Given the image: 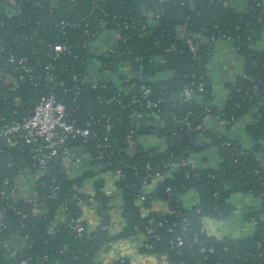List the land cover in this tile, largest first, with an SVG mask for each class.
<instances>
[{
	"label": "trees",
	"instance_id": "trees-1",
	"mask_svg": "<svg viewBox=\"0 0 264 264\" xmlns=\"http://www.w3.org/2000/svg\"><path fill=\"white\" fill-rule=\"evenodd\" d=\"M225 1L186 0L187 3L181 6L179 0H0V37L8 47L29 55L33 62L47 58L49 42H66L74 48L81 45L86 38L83 35L85 24L89 23V27L98 34L121 29V34L126 38L118 41L120 56H100L102 70L114 72L127 62L135 73L128 82L120 80L118 83L121 86L111 79L97 84L80 83L78 95L73 92L65 94L63 89L74 83L73 75L85 74L92 54L89 49L82 48L77 58L62 55L57 60L58 66L67 68L59 75L66 85L57 89V93L70 116L81 124L90 121L92 130L101 141L107 131L106 116H111L113 128L109 142L112 146L105 151V158L96 162L103 164L105 170L114 171L119 166L123 167L124 176L116 181L115 194L120 192L124 197L125 224L118 234H110L108 225L112 220L109 213L112 196L105 194L104 180L98 178L93 194L100 203L98 212L101 224L90 236L76 237L69 222L71 218L81 219L83 210L78 201L91 194L80 189L87 178L95 175V171L69 175L61 160H56L51 165V172L60 186L59 197H48L47 186L40 184L37 191L44 211L34 214L33 203L19 206L27 212L22 220L30 234L31 251L49 254L48 264H94L96 254L104 243L129 237L137 231L147 233L152 227V234L157 236L148 240L154 245L152 252L166 253L171 264H183V261L189 264H264V166L258 159V154L264 153V57L253 48L255 32L264 25V21L260 23L256 17L258 10L264 9V3L260 8L256 5L255 10L249 7L246 13H239L226 7ZM180 9L184 13L182 22L179 20ZM153 12L159 17H152ZM62 18L71 23L79 22L80 25H67L64 32L54 26V22ZM38 20H44L38 27L42 34L41 42L16 41V37L23 32L22 26L31 33L35 28L30 27L31 22ZM185 26L195 30L199 34L198 39L202 40L196 59L185 43L182 31ZM220 38H231L236 42L246 58L244 73L247 75L241 76L236 86L231 85L230 96L222 109L213 103V87L207 72L213 40ZM189 69L192 70L191 77H188ZM158 72L171 75L166 79H152ZM137 74L141 79L136 77ZM133 83L135 86H132ZM12 84L11 81L4 83L0 80V95L10 93L12 97L20 95L22 101L26 100L24 85L9 92ZM102 84L108 87H102ZM141 84L151 87L152 98L162 97L164 101L153 110L140 111L138 118H134L130 101ZM191 84L195 93L191 101H185L180 94ZM125 85L128 86L126 89ZM12 97L8 99L10 105ZM113 97H116L115 101H108ZM118 99L122 100L121 104L116 101ZM250 111H254V114L246 131L254 144L249 148L227 132H213L203 125L207 116L219 115L229 130ZM149 113L158 116L157 125L132 127L134 120ZM185 117H188L190 125L186 124L187 120L184 121ZM131 129L136 130L135 137L145 134L164 137L168 146L163 150L140 144L139 152L132 157L124 150ZM200 134L219 149L221 162L218 167L199 169L187 162L191 152L196 149L194 141ZM179 135L184 136L181 142L176 140ZM96 143L82 139L74 141L75 145L86 149L91 157L97 154ZM21 167V164L8 166L5 156L0 154V182L9 178L11 183ZM156 171L162 173L159 177L162 179L155 190L146 192L145 186L156 179ZM168 186L172 189L171 194L166 191ZM192 189L197 191L199 201L188 208L184 206L182 196ZM238 192L251 193L262 199L261 209L251 211L248 216L250 221H255L252 235L219 239L209 235L205 220L227 218L235 207L230 198ZM142 194L145 200L140 203ZM155 199L167 201L171 211L161 214L149 211ZM65 204L69 213L67 220L52 234L48 227ZM143 207L148 211L144 212ZM15 217L20 219L19 215ZM151 219L156 223L151 224ZM178 237L184 240V244L172 248V243ZM208 247H212L213 251L202 249ZM142 250H145L144 247ZM110 264L125 263L117 259Z\"/></svg>",
	"mask_w": 264,
	"mask_h": 264
},
{
	"label": "built area",
	"instance_id": "built-area-1",
	"mask_svg": "<svg viewBox=\"0 0 264 264\" xmlns=\"http://www.w3.org/2000/svg\"><path fill=\"white\" fill-rule=\"evenodd\" d=\"M227 1L228 0L224 2L226 7H228L226 4ZM186 3V0H179L181 6ZM262 3H264V0H253L249 7L251 10H255L256 5L260 8ZM151 15L152 17H159V14L155 15L154 12L151 13ZM256 17L260 23L264 21V9L260 8ZM43 21L44 20L32 21L30 27L35 28L32 29L31 33L28 32L30 30H26L22 26L23 32L16 37V41L21 43L24 41H30L32 43L41 42L42 34L39 32L38 27L42 25ZM67 25L75 27L79 26L80 23H71L70 20L65 18L54 22V26L64 30V32V28ZM182 31L185 43L194 59H196L202 40L198 39L199 34L189 26L188 28L186 26L184 28L182 27ZM113 32L115 34L114 36L117 38V42L96 54L93 50V44L104 32L98 34L96 30L89 27V23H86L83 31V35L86 38L82 41L81 45L75 46L74 48L66 42H49L47 44V58L41 62H33L29 55L21 54L18 51L13 50L11 47H8L5 40L0 37V80L4 83L7 81L13 83L8 88L9 92L15 90L20 85H24L27 91V98L24 101H22L20 95L15 97H12L10 93L0 95V154L5 156L8 166L14 167L18 164H21L22 166L19 169L18 175H16L11 183L9 178H4L0 182V264H48L50 260L49 254H40L37 253V251H31L32 245L30 243V234L25 230V222L22 220V218L27 215V212L21 210L19 206H26L28 203H33L34 214H40L44 211L43 204L39 202V193L37 191V186L40 184L47 186L46 190L48 197L51 199H57L59 197L58 190L60 186L51 172V165L56 160H61L65 171L69 175H71L68 171V165L70 162H73L76 167L80 166V161L75 157V151L77 147L82 146L75 145L74 141L82 139L84 142H97V154L95 157H91L94 161L105 158V151L112 146L109 142V134L113 128V125L110 122L111 116H106L107 131L104 139L101 141L96 132L92 130L91 122L87 121L85 124H81L78 119L72 118L65 103L59 99L57 89L65 87L66 85L65 81L62 80L59 75L66 71L67 68L58 66L57 60L62 55L77 58L79 56L78 51L82 48L89 49L90 55L92 54V58L90 57L91 59L86 66L85 74H74L72 77L74 82L73 85L63 89L65 94L73 92L74 95H78L81 91L80 83L97 84L102 80L109 81L110 79L113 81L122 80L124 82L125 80L128 82L130 78L124 73H120V70L127 69L133 71V68L129 63H123L120 68L114 72H106L102 70V62L99 61L101 58L100 56L108 57L110 54L120 56L121 54L118 41L121 38L124 40L126 38L121 34V29L113 30ZM218 40H213V43ZM33 52H35V50H33ZM94 63L101 74V77L95 83L89 78V70ZM122 75L124 77H122ZM243 76L247 77L245 73ZM136 77L141 79L139 74H137ZM238 80L239 79H237L232 85L236 86ZM132 86H135V83H133ZM102 87L108 86L102 84ZM127 87L128 86L125 85L124 89ZM199 89H202V84L199 85ZM151 93L152 89L150 86L145 84L138 86L136 93L132 95L130 101V104L133 105L132 116L134 118H138L140 111L153 110L159 107V104L164 101V98L162 97L156 99L152 98ZM194 93L195 89L193 84H191L186 86L180 95L185 101H191ZM9 97L13 98L11 105L8 102ZM115 99L116 97H113L108 101H115ZM116 101L118 104H121L122 102L121 99ZM104 116L105 114H103V117ZM184 121L186 124L190 125L188 117H185ZM135 134L136 130L131 129L126 137V146L124 147L127 154L132 157L139 152L140 145L138 139L141 135L135 137ZM76 143H79V141ZM26 151L27 154H25ZM187 162H189V159ZM108 164L113 163L108 162ZM113 172L117 175V180L119 177L124 176L123 167L119 166ZM161 175L162 173L160 171H156L154 178H159ZM47 178H50V180L48 181ZM80 190L91 195H87L86 198L78 201L79 207L83 210L81 219L75 220L74 218H71L69 222L71 229L78 238L90 236L91 232L95 231L101 224V215L98 212V208L100 207L99 200L94 197L93 192H87L82 188ZM115 191L116 188H105V194L107 196L113 197ZM166 191L171 194V187L168 186ZM140 200V203L145 200L144 194L140 195ZM26 210H28V208H26ZM86 211L90 214L95 213L99 217L98 224H95L94 226L90 225L86 220ZM169 211H171L170 207L167 212ZM16 215H19L20 219L16 218ZM68 215L69 213L67 212V206L65 204V206L60 208L55 219L50 223L48 227L49 232L52 234L56 233L58 226L67 220ZM251 222L255 225L253 219ZM150 223L154 224L156 222L154 219H151ZM110 225H108L109 231ZM205 229L207 230L206 220ZM153 231L154 228L152 227L148 229L147 233L137 231L129 237L120 238L118 240H131L134 237H139L142 241V249L143 247L145 249L143 250L144 252H147L150 255L161 256V258L165 260V264H171L166 253L152 252L154 245L148 240L149 238L157 237L152 234ZM207 233L211 235L208 231ZM212 236L215 237L214 235ZM109 242L104 243L101 248ZM183 244L184 240L181 237H178L172 243V248L180 247ZM260 244L261 243H259V245ZM202 249L204 251H213L212 247ZM120 260L125 264H129L125 258H120ZM96 261L97 254L94 264H97ZM183 264L189 263L183 261ZM213 264H220V262Z\"/></svg>",
	"mask_w": 264,
	"mask_h": 264
},
{
	"label": "crops",
	"instance_id": "crops-1",
	"mask_svg": "<svg viewBox=\"0 0 264 264\" xmlns=\"http://www.w3.org/2000/svg\"><path fill=\"white\" fill-rule=\"evenodd\" d=\"M229 8L234 9L239 13H246L249 10L250 0H228ZM113 31H104L98 40L93 44V50L96 54L107 49L110 45L117 42ZM254 50L264 57V25L258 32H255ZM246 70V58L239 51L236 42L231 38L220 39L214 43L211 56L207 63V72L210 82L213 87V103L222 109L229 98L231 85L244 75ZM120 73H124L127 77L135 76L133 71L121 69ZM171 74L168 72H158L152 79L160 80L169 78ZM101 77L95 63L89 70V78L92 82H97ZM120 80H115L119 84ZM254 111H250L242 118L237 120L229 130L226 129V122L219 115H210L204 119L203 125L205 128L213 132H227V134L239 140L246 148L252 147L253 139L246 131L247 124L253 119ZM139 126L141 124L159 123V118L155 113L143 115L137 119ZM139 143L146 148H160L165 150L168 146V141L164 137H158L154 134H145L139 137ZM209 139L203 134L196 137L194 149L189 157V162L199 169L216 168L221 162L219 149L209 143ZM77 147L75 157L80 161V166L76 167L73 162L68 165V171L71 175H80L85 171L94 170L95 175L87 178L82 189L87 192H93L95 189V181L98 178L104 180L106 189H114L117 175L111 170H105L103 164L94 161L88 154L86 149ZM258 159L264 166V153L258 154ZM175 167L171 169L174 170ZM170 171V172H171ZM167 175V174H166ZM156 178L145 186L146 192L155 190L158 186L159 180ZM182 201L185 207L192 208L199 201V196L196 190H189L182 196ZM231 203L235 206L230 215L222 220H206L207 231L216 238H244L252 235L254 231V224L249 220L248 216L251 211L260 209L262 207V199L251 193L238 192L232 194L230 198ZM169 203L165 200L155 199L149 211L167 212L169 210ZM124 197L122 193L117 192L110 202L109 213L111 215L110 234L112 236L118 234L125 224V216L123 213ZM143 211H148L143 207ZM86 220L90 225L98 224L99 217L94 213L90 214L86 211ZM62 219V218H61ZM141 238L134 237L131 240L113 239L97 253V264H110L117 259L125 258L129 264H165V260L161 256L150 255L142 250Z\"/></svg>",
	"mask_w": 264,
	"mask_h": 264
},
{
	"label": "water",
	"instance_id": "water-1",
	"mask_svg": "<svg viewBox=\"0 0 264 264\" xmlns=\"http://www.w3.org/2000/svg\"><path fill=\"white\" fill-rule=\"evenodd\" d=\"M183 9H180L179 10V20L182 22L183 21ZM157 31H158V29H157ZM191 74H192V70L191 69H189L188 70V77H191ZM137 126H139V123L137 122V120H134L133 122H132V127L133 128H135V127H137ZM183 135H179L177 138H176V140L178 141V142H181L182 141V139H183ZM159 214H161V212H158Z\"/></svg>",
	"mask_w": 264,
	"mask_h": 264
},
{
	"label": "rangeland",
	"instance_id": "rangeland-1",
	"mask_svg": "<svg viewBox=\"0 0 264 264\" xmlns=\"http://www.w3.org/2000/svg\"><path fill=\"white\" fill-rule=\"evenodd\" d=\"M81 149H83V148H81Z\"/></svg>",
	"mask_w": 264,
	"mask_h": 264
}]
</instances>
